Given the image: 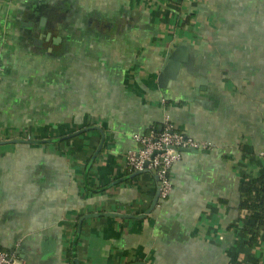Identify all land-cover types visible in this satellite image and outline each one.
<instances>
[{"label": "crops", "instance_id": "obj_1", "mask_svg": "<svg viewBox=\"0 0 264 264\" xmlns=\"http://www.w3.org/2000/svg\"><path fill=\"white\" fill-rule=\"evenodd\" d=\"M178 49L188 63L162 88ZM0 68V250L22 264H229L230 251L264 264V232L246 250L239 223L240 175L260 170L244 154L264 151V0H0ZM165 119L212 147L181 152L152 206L155 175L125 156Z\"/></svg>", "mask_w": 264, "mask_h": 264}, {"label": "built area", "instance_id": "obj_2", "mask_svg": "<svg viewBox=\"0 0 264 264\" xmlns=\"http://www.w3.org/2000/svg\"><path fill=\"white\" fill-rule=\"evenodd\" d=\"M133 139L138 148L126 154L125 163L133 172H154L160 200L166 199L172 190L170 170L180 160L182 150H208L212 147L209 143L198 142L177 131L168 119L158 130L135 134ZM258 158L264 162V151L258 154ZM0 264L22 263L13 252L0 250Z\"/></svg>", "mask_w": 264, "mask_h": 264}, {"label": "trees", "instance_id": "obj_3", "mask_svg": "<svg viewBox=\"0 0 264 264\" xmlns=\"http://www.w3.org/2000/svg\"><path fill=\"white\" fill-rule=\"evenodd\" d=\"M244 156L249 161H256L255 164L260 166L257 176H250L244 171L240 175L242 193L239 208L242 216L239 218V223L245 238V248L250 250L264 232V165L253 155L245 153ZM257 262L258 260L253 257L241 260L236 252H229V264H258Z\"/></svg>", "mask_w": 264, "mask_h": 264}, {"label": "water", "instance_id": "obj_4", "mask_svg": "<svg viewBox=\"0 0 264 264\" xmlns=\"http://www.w3.org/2000/svg\"><path fill=\"white\" fill-rule=\"evenodd\" d=\"M52 13L55 14V15H57V12L56 11H52ZM45 19L46 18L43 17V16L40 18L39 23L37 24V28L41 29V28L44 27ZM33 25H34V23H28V24H26V28H32ZM34 36H35V34H34ZM36 41H34V43ZM182 62L188 63L187 60H184L182 58L181 49L172 50V54L168 56V60L166 62V65L163 68V70L161 71V74L159 76V83L161 84V87L162 88H166V85L168 84V82L170 80H173L175 78V76L178 74L179 64L182 63ZM90 129H92V128H85L82 131L77 132L76 134H73L72 136H68V137L61 138V139L48 140V141L49 142L62 141V140L68 139L70 137L76 136V135H78V134H80L82 132L88 131ZM10 142L13 143V144H15V143L39 144V143H43V142H47V141H43V140L42 141L13 140V141H7V142H4V143H10ZM101 144H102V141L100 142V144H99V146L97 148V151L100 149ZM97 151H96V154H97ZM182 152H194V153H197V151H190V150H182ZM96 154L93 156V158L96 156ZM145 173H148V171L147 170H143V171H140V172H135L133 175L134 176H137V175H141V174H145ZM151 173L154 174V172H151ZM157 200H158V191L156 192L155 197H154V199L152 201V206H155L156 205Z\"/></svg>", "mask_w": 264, "mask_h": 264}]
</instances>
